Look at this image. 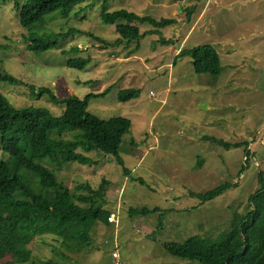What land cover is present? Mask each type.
I'll return each mask as SVG.
<instances>
[{"label": "rangeland", "instance_id": "374dc122", "mask_svg": "<svg viewBox=\"0 0 264 264\" xmlns=\"http://www.w3.org/2000/svg\"><path fill=\"white\" fill-rule=\"evenodd\" d=\"M16 2L26 0H0V69L23 84L0 82V94L16 108H45L59 117L65 105L38 89L49 88L61 100L111 89L90 99L88 111L103 120L128 118L132 127L120 152L129 176L115 156L98 152L87 154L98 162L92 166L39 160L56 175L57 188L44 187L37 175L18 167L0 135V164L35 194L52 199L61 190L75 192L87 182L99 187L107 179L108 208L120 210L119 223L96 225L90 247L71 252L45 234L30 245L32 260L15 264H118L116 251L120 264H202L175 256L164 243L197 235L219 240L252 210L249 198L264 173V0L108 1L111 11L177 19L154 33H148L156 30L149 22L138 23L143 36L131 42L101 20L104 0H81L66 17L56 11L30 28L20 24ZM69 28L78 31L57 47L41 52L27 47L30 33ZM207 43L220 55L217 76L199 75L192 56H179ZM76 45L80 52L62 53ZM88 56L83 69L66 65L68 58ZM130 88L140 89V96L121 102L120 91ZM225 182L232 187L216 199L199 197ZM131 208L161 212L132 217Z\"/></svg>", "mask_w": 264, "mask_h": 264}, {"label": "trees", "instance_id": "16d2710c", "mask_svg": "<svg viewBox=\"0 0 264 264\" xmlns=\"http://www.w3.org/2000/svg\"><path fill=\"white\" fill-rule=\"evenodd\" d=\"M81 0H26L15 3L20 24L32 27L42 22L48 14L58 11L67 16L70 8ZM108 1L104 0L100 18L104 23L116 25L122 40L133 41L143 36L138 23L149 22L156 30L175 24L177 19H157L151 15H141L126 8L111 11ZM125 20L124 22H120ZM76 28L66 31H53L49 34L26 36L27 47L41 52L57 47L63 39L77 32ZM94 38L110 45L101 37ZM1 46V45H0ZM82 49L72 46L62 53H77ZM181 55H190L199 75L217 76L221 73L220 55L212 44H202L182 50ZM91 62V57L68 58L70 68L83 69ZM0 82L22 85L23 82L0 69ZM35 92V86H31ZM90 94L85 99L70 96L59 99L49 88H40V95H49L56 103L65 105L61 116L56 117L45 108H16L0 94V135L2 148L16 162L18 167L40 178L47 188H57L59 182L52 171L38 163L49 158L53 162L78 163L92 166L96 162L87 154L98 152L112 155L130 174L121 157L124 137L131 132L132 122L128 118L117 117L103 120L88 111L90 99L106 96ZM140 89H124L119 93L121 102H129L140 96ZM218 144L229 148L230 144L216 140ZM260 189L249 198L252 210L227 234L216 241H207L192 236L185 243L165 242L164 247L175 256L189 260H198L202 264H264V173L258 176ZM111 181L103 179L99 187L89 182L80 184L75 192L59 191L52 199L35 192L15 172L5 164H0V264L29 262L33 257L30 245L37 236L45 234L60 247L80 252L92 245L94 228L98 223L111 226L114 209L108 208L107 194ZM232 187L225 182L205 194H199L202 201H212ZM161 212L159 209L131 208L132 217ZM48 264H52L49 262Z\"/></svg>", "mask_w": 264, "mask_h": 264}, {"label": "built area", "instance_id": "2783aa9c", "mask_svg": "<svg viewBox=\"0 0 264 264\" xmlns=\"http://www.w3.org/2000/svg\"><path fill=\"white\" fill-rule=\"evenodd\" d=\"M111 220L113 221V222H118L119 223V221H120V218H119V213H114L113 215H112V217H111ZM114 256L116 257V258H118V264H120V254H119V252L118 251H116L115 253H114Z\"/></svg>", "mask_w": 264, "mask_h": 264}, {"label": "crops", "instance_id": "0c3cea01", "mask_svg": "<svg viewBox=\"0 0 264 264\" xmlns=\"http://www.w3.org/2000/svg\"><path fill=\"white\" fill-rule=\"evenodd\" d=\"M119 207V206H118ZM118 207H117V213H119V217H120V210L118 209ZM120 222V221H119ZM114 224V223H113ZM113 224L111 225V226H113Z\"/></svg>", "mask_w": 264, "mask_h": 264}]
</instances>
